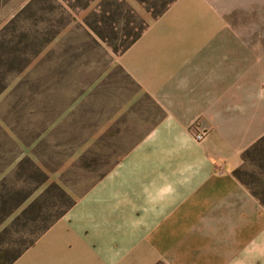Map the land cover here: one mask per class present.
I'll use <instances>...</instances> for the list:
<instances>
[{
    "label": "crops",
    "instance_id": "0c3cea01",
    "mask_svg": "<svg viewBox=\"0 0 264 264\" xmlns=\"http://www.w3.org/2000/svg\"><path fill=\"white\" fill-rule=\"evenodd\" d=\"M263 21L264 0H174L148 20L113 62L137 92L90 133L146 98L159 117L10 264H264V206L233 175L264 136Z\"/></svg>",
    "mask_w": 264,
    "mask_h": 264
},
{
    "label": "rangeland",
    "instance_id": "374dc122",
    "mask_svg": "<svg viewBox=\"0 0 264 264\" xmlns=\"http://www.w3.org/2000/svg\"><path fill=\"white\" fill-rule=\"evenodd\" d=\"M135 1L136 6L127 0H0V38L1 33H14L6 38L8 47L22 51L28 44L26 54H30L48 38L25 69L6 76V87L0 92V220L29 195L0 222V231L8 227L0 238L1 263L67 209L118 158L132 136H141L128 131L146 129L145 122L159 117L146 98L138 104L143 110L121 118L96 141L90 133L105 124L121 99L137 92L127 75L114 66L117 54L93 27L120 45L169 0ZM102 16L110 20L100 24ZM230 19L235 22L238 13ZM21 33L36 35L35 47L31 38L19 44ZM26 156L39 171L29 162L19 166ZM251 169V163L244 167L245 172ZM40 172L46 181L38 186L43 178ZM52 183L57 188L43 193ZM38 197L26 218L10 224Z\"/></svg>",
    "mask_w": 264,
    "mask_h": 264
},
{
    "label": "trees",
    "instance_id": "16d2710c",
    "mask_svg": "<svg viewBox=\"0 0 264 264\" xmlns=\"http://www.w3.org/2000/svg\"><path fill=\"white\" fill-rule=\"evenodd\" d=\"M34 0H32L33 2ZM174 0H169L166 3H164L159 10H157L155 13H152V17L155 19L159 17L166 9L167 7L173 2ZM71 7H73V4L69 2ZM110 20L109 17L102 16L101 17V23L100 24H106ZM147 28V24L144 23L143 26L136 31L134 34L130 35L127 40H124L120 45H114V41H112L107 35L104 33H101L97 27H93V29L97 32L96 34L99 36V38L108 46L110 47L115 54H120L123 52L128 46H130L140 35L141 33ZM14 33H1V38H0V92L5 89L6 83H7V78L6 76L8 74H11L13 71L21 72L23 69L26 68V66L31 62L32 58L35 57L36 55L40 54L42 51L43 47L45 46V42L48 41V38H43V43L42 46L40 47H35L34 41L36 39V35L33 33H21L17 37L20 38L19 44H25L26 42L23 41V38H31L32 39V46L35 47V49L32 51V53L26 54V47L28 44L24 45V50H19V49H13L7 46V41L6 38L8 36L13 37ZM38 34V33H37ZM17 54L19 57H17ZM17 57V58H16ZM242 161L243 164L235 169L233 171V175L243 184L245 185L250 193L253 195V197L261 204L264 206V136L260 138L251 148L247 149L246 151L243 152L242 156ZM25 162H29L32 167H34L36 170L37 167L34 165V162L31 161L27 156L23 158V160L19 163V166L22 167V165ZM252 165L253 170L251 173L250 172H245L244 167L247 164ZM42 174V179L39 181L38 186L43 184L46 181V176ZM2 183L0 184V186ZM57 188L56 184H50L43 193H47L51 188ZM58 189L63 193V191L58 187ZM41 194V196L43 195ZM29 195H25L12 209L18 208L28 197ZM41 197H38L34 200H32L28 205L20 212L18 216H16L13 221L10 224H14L17 221H19L22 218H26V214L29 213L34 206L39 202ZM74 203L73 200L68 204L67 208H69L72 204ZM11 210L9 213L4 215V217L0 220L2 223L11 213ZM66 210V209H65ZM58 213L48 224H46L43 228L39 229L38 232L36 233V238L38 235H41L51 223H53L56 219H58L64 212ZM8 230V227H5L2 231H0V238L3 235L5 231ZM33 240L26 242L22 245L21 248L16 249L13 252V255L9 258L6 259L5 261H2L1 263V256L3 255V251L1 249L0 245V264H10L18 255L21 254V252L30 244H32ZM23 243V242H22Z\"/></svg>",
    "mask_w": 264,
    "mask_h": 264
},
{
    "label": "built area",
    "instance_id": "2783aa9c",
    "mask_svg": "<svg viewBox=\"0 0 264 264\" xmlns=\"http://www.w3.org/2000/svg\"><path fill=\"white\" fill-rule=\"evenodd\" d=\"M190 128H191L192 137L196 142H201L205 139L207 135L206 131L199 129L195 125H193Z\"/></svg>",
    "mask_w": 264,
    "mask_h": 264
}]
</instances>
